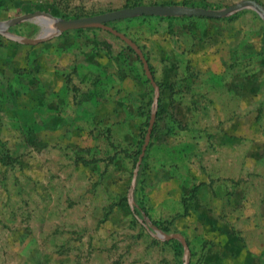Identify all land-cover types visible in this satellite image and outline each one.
Here are the masks:
<instances>
[{"label": "rangeland", "instance_id": "1", "mask_svg": "<svg viewBox=\"0 0 264 264\" xmlns=\"http://www.w3.org/2000/svg\"><path fill=\"white\" fill-rule=\"evenodd\" d=\"M239 1L0 0V24L36 5L70 19L134 3L222 9ZM243 11L232 19L113 23L141 49L157 94L135 51L115 35L69 30L30 45L0 33V264H183L182 242L158 233L183 235L187 264H264V22ZM5 31L28 39L42 33L34 21ZM203 39L213 68L225 67L220 81L241 89L242 98L225 103L221 146L193 137L217 124L186 123L176 107L192 82L189 54ZM88 84L92 94L72 90ZM196 148L221 167L210 174L226 194L195 218L177 178Z\"/></svg>", "mask_w": 264, "mask_h": 264}, {"label": "crops", "instance_id": "2", "mask_svg": "<svg viewBox=\"0 0 264 264\" xmlns=\"http://www.w3.org/2000/svg\"><path fill=\"white\" fill-rule=\"evenodd\" d=\"M200 45H202L201 50L194 48V51L189 54L191 60L188 66H192L194 70L192 73V82L187 84V90L189 91L188 95H186L187 99H177L176 107L179 109L180 115L185 118L184 121L186 123L188 120L194 119L199 122L217 124V129L213 131L209 130L205 133L204 131L202 133L194 132L193 137H198L196 135H199L203 141L204 138L206 139L209 137V142L206 140L208 144L214 141L215 145L221 146V144L225 143V139L227 138L226 131L222 130L224 126L221 127V123L224 125L226 121L225 103L230 101L232 96L235 97L236 100L242 98L241 89L238 88L237 92L236 86L231 88V85L227 84L226 81H220L219 77L225 67L223 70L213 68L209 59V52L205 50L204 39L200 42ZM92 87V85L88 84L85 87L82 86V90L77 87L72 90L78 93H81L80 91H89L88 93L91 92L92 94ZM228 92H233V94H228ZM89 99L91 102L93 101L91 95ZM184 108L186 110H184ZM239 116H241V114H239ZM205 134L206 136H203ZM202 143L204 144L205 142ZM203 156L204 155L196 148L194 152L191 153V161L182 169L185 173L180 179L177 178L180 186L178 187V190H180L179 193L183 194L181 184L182 181H185V186L183 185L185 192L191 196V200L195 203L189 210L195 218L204 217L201 213H204L203 208L205 205L210 202L215 203L218 198L220 199L226 194V191H224L222 187L223 180L219 181L221 180L220 178H215L210 174L213 170L220 171L221 167L219 165L218 169L211 167L208 163L209 160L203 159Z\"/></svg>", "mask_w": 264, "mask_h": 264}, {"label": "water", "instance_id": "3", "mask_svg": "<svg viewBox=\"0 0 264 264\" xmlns=\"http://www.w3.org/2000/svg\"><path fill=\"white\" fill-rule=\"evenodd\" d=\"M244 9H252L259 14V16L263 19L264 22V7L256 0H241L237 3L231 4L222 9H207L203 7L197 6H188V5H176V4H153V5H136L131 7H124L115 10H111L108 12L100 13L97 15H90V16H83L78 18H70L64 19L55 16L54 14L43 11L37 10L30 13H25L18 17H15L9 21H6L0 24V33H4L7 36L19 41L21 43L36 45L38 43L47 41L53 37L59 36L63 32L69 30H78V29H85V28H100L109 31L113 35L120 38L124 41L127 45H129L137 54L139 60L142 62L143 69L145 71L146 77L149 79L151 84L154 87L155 94L158 93V86L154 81V78L149 70L147 61L139 48V46L129 37H127L122 32L116 30L112 26H109L107 23L114 22L118 20L133 18L137 16H163V17H206V18H213L219 19L231 14H234L238 11ZM24 21H34L39 24L41 27L42 33L35 39H28L23 37H15L9 33H6L5 29L10 25L24 22ZM155 104L157 99L154 100ZM155 121V113L153 112L150 116L149 124L147 127V131L145 134V138L143 140V145L141 148V152L138 156V160L135 166V172L132 177L131 186L134 187L136 183V176H137V169L139 168L143 156L145 154V150L148 146L153 124ZM158 238L164 240L179 239L183 246H184V256L183 264H187L188 262V249L185 239L180 233H175L171 235L164 236L161 233H158Z\"/></svg>", "mask_w": 264, "mask_h": 264}, {"label": "trees", "instance_id": "4", "mask_svg": "<svg viewBox=\"0 0 264 264\" xmlns=\"http://www.w3.org/2000/svg\"><path fill=\"white\" fill-rule=\"evenodd\" d=\"M136 5H138L137 3H134V4H132L131 6H136ZM183 5H188V6H195V5H193V4H188V3H183ZM131 6H129V7H131ZM201 7H203V8H207V9H210L211 7H209V6H207V5H202ZM37 10H43L42 9V7L41 6H39V5H36L35 7H34V11H37ZM244 11L243 10H241V11H238V12H236V13H234V14H232V15H229V16H227V17H224V19H232V18H234V17H236V16H238V15H240V14H242ZM88 16H90V15H88ZM142 17H158V18H163L162 16H142ZM74 18H78V17H74ZM167 18H175V17H167ZM184 18H194V17H184ZM195 18H197V17H195ZM198 18H206V17H198ZM128 19H130V18H128ZM207 19H213V18H207ZM124 20V19H123ZM119 21V20H118ZM116 21H114V22H109V23H107L109 26H112L113 28H115L112 24L113 23H115ZM116 29V28H115ZM78 30H85V31H102V32H105V33H107V34H110V35H113L112 33H110L109 31H107V30H104V29H100V28H85V29H78ZM117 30V29H116ZM128 49H130L131 51H133L130 47H128ZM148 79V78H147ZM148 81H149V79H148ZM149 118H150V115L148 116ZM142 144H143V141L141 142V146H142ZM141 146H139V148H138V150H137V155H139V153L141 152ZM2 148V144H1V142H0V155H1V149ZM134 215L136 216V217H138L139 216V213L136 211H134Z\"/></svg>", "mask_w": 264, "mask_h": 264}]
</instances>
